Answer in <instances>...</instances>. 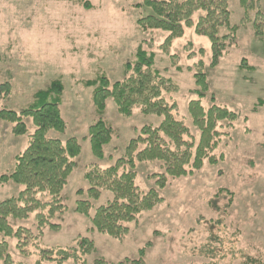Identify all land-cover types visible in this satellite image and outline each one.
Listing matches in <instances>:
<instances>
[{
  "label": "rangeland",
  "instance_id": "374dc122",
  "mask_svg": "<svg viewBox=\"0 0 264 264\" xmlns=\"http://www.w3.org/2000/svg\"><path fill=\"white\" fill-rule=\"evenodd\" d=\"M88 1L92 9L75 0H0V83L10 81L12 85L11 94L0 99V110H22L38 90L61 76L66 87L61 109L68 128L51 135L64 142L76 137L82 145L63 193L66 211L53 220L60 228L43 229L44 245L71 244L81 235L96 243L90 261L102 256L108 261L129 259L125 264H137L133 260L139 259V250L145 246L142 264H264V42L253 35L252 25L242 28L237 45L217 66H211V40L187 27L170 49L183 67L178 71L160 47L169 33L137 28V19L148 11L133 5L143 0ZM260 5L264 12V0ZM230 10L231 24H240L245 12L239 0H230ZM143 41L152 42L157 68L180 86V91L167 99L178 104L177 116L188 124L196 143L200 131L192 123L188 104L198 98L193 92L197 86L188 66L204 60L210 93L203 104H211L213 93L217 103L235 111L238 119L232 127H226L225 121L224 127H218L224 133L213 154L223 159L216 164L206 162L191 175L170 179L160 190L164 202L141 213L129 224L128 235L119 240L91 230L90 220L75 212L76 202L87 197L78 195L80 189L86 192L89 188L86 168L114 164L141 127L158 125L162 118L139 109L126 118L108 99L105 118L116 136L106 146L105 158L98 159L90 141L84 139L96 118L92 89L79 81L94 78L101 70L112 82L123 79L124 63L134 58ZM200 48L205 49V55L190 57L192 50L198 53ZM25 122L33 133L32 120ZM27 145V135L14 136L11 125L0 120V177L14 170L15 157ZM136 170L140 189L156 187L149 176L162 171L158 162H140ZM22 190L23 186L13 181L0 182V201L18 196ZM109 198L110 193L103 192L92 214ZM13 223L37 230L33 214ZM148 242L151 245L147 246ZM10 243L17 262L34 264L35 256H23L15 248V240Z\"/></svg>",
  "mask_w": 264,
  "mask_h": 264
},
{
  "label": "trees",
  "instance_id": "16d2710c",
  "mask_svg": "<svg viewBox=\"0 0 264 264\" xmlns=\"http://www.w3.org/2000/svg\"><path fill=\"white\" fill-rule=\"evenodd\" d=\"M75 1L82 2L87 9L93 8L88 0ZM260 2L239 0L245 16L240 24L235 25L231 24L230 0H143L133 6L148 11L136 21L140 31L160 29L169 33L160 47L171 57L176 69L182 71L183 67L170 49L187 27H194L197 34L211 40V66H217L229 49L237 45L238 31L242 28L252 25L253 35L264 42V12ZM191 53L190 57L195 54L203 56L206 51L200 48L198 53L193 50ZM155 58L152 42L143 41L134 58L124 63L123 79L112 82L101 70L94 78L79 81L85 88L92 89L96 118L84 139L90 141L92 152L98 159L105 158V148L116 136L105 118L108 99L116 103L118 111L126 118H130L136 109L162 118L158 125L141 127L126 143L124 153L114 164L105 168L94 164L86 168L84 178L89 188L86 192L80 189L78 195L86 194L87 197L76 202L75 212L90 220L91 230L119 240L128 235L129 224L141 213L164 202L160 190L170 179L191 175L201 170L206 162L216 164L223 159V156L218 158L213 154L224 133L218 127H224V121L226 127H232L238 119L235 111L217 103L213 93L210 94L211 104H203V99L210 93L204 60H199L193 67L188 66L197 86L193 92L198 98L188 104L192 123L200 131L196 143L188 124L177 116L178 104L167 99V95L173 97L178 93L180 86L162 74ZM65 89L60 76L46 88L38 90L33 101L22 110H0V120L11 125L14 136H28L27 147L15 157L14 170L0 177L1 183L13 181L23 186L18 196L0 201V262L3 264H28L14 259L10 240H15V248L23 256H35L34 264H125L129 261L113 262L102 256L90 261L89 257L96 252V243L81 235L71 244L44 245L43 229L49 226L58 231L60 228L53 220L66 211L64 189L76 168L75 159L82 151L78 138L70 137L64 142L51 135L53 131L64 133L68 128L61 109ZM11 92L10 81L0 83V99L8 97ZM29 118L35 126L33 133L25 122ZM140 162H158L162 169L149 176L155 179L156 187L147 191L136 183V169ZM103 192L110 193V198L97 206L92 214L95 202L100 200ZM32 214L37 222L36 231L32 227L14 225V221L28 219ZM147 248L144 246L139 250L140 257L133 260L134 263L144 262Z\"/></svg>",
  "mask_w": 264,
  "mask_h": 264
}]
</instances>
